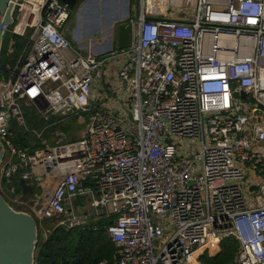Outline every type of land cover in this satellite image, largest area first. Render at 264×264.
Returning <instances> with one entry per match:
<instances>
[{"label":"built area","instance_id":"built-area-1","mask_svg":"<svg viewBox=\"0 0 264 264\" xmlns=\"http://www.w3.org/2000/svg\"><path fill=\"white\" fill-rule=\"evenodd\" d=\"M150 2L138 0L130 43L102 55L74 48L60 0L14 2L1 26L13 57L6 66L0 51V191L31 209L18 179L33 183L57 226L109 220L115 251L99 264H200L230 236L238 249L225 264H264V0H194L188 20ZM110 61L103 101L93 85ZM77 118L84 135L64 142L54 126ZM78 197L91 212L71 209Z\"/></svg>","mask_w":264,"mask_h":264},{"label":"crops","instance_id":"crops-1","mask_svg":"<svg viewBox=\"0 0 264 264\" xmlns=\"http://www.w3.org/2000/svg\"><path fill=\"white\" fill-rule=\"evenodd\" d=\"M80 0H77V3L73 9L70 10V18L67 21L68 25L66 23L64 34L66 37H68L74 48L78 51H90L93 54L96 55H102L104 53H108L113 50L119 49L118 47V26L121 24L129 25V22L131 19H133L136 16V13L138 11V0H117L116 8L114 11V18L110 23L107 25L101 26L100 28V34L97 35L96 30L94 31H88L84 32L83 34L80 32V27L82 26V22L73 21L72 17L74 16V10H77L79 7L78 4H80ZM170 0H151L150 7L152 10H154L155 13H159L158 16H165V18H175L181 17V19L184 17V20L190 19L192 13H193V4L194 0L189 1V8L181 10L180 12H175L169 9ZM91 0H87L85 7L87 5V15L92 16V8H90ZM73 14V15H72ZM176 14V15H175ZM134 28H130V40L132 36V31ZM98 31V30H97ZM82 35L86 37H82ZM117 67L116 61H110L106 69L103 73V81L99 82L97 81V84L93 85V93L97 96V98L105 101L107 100V96L114 95L112 91V87L110 86V83L114 81L115 77V70ZM111 100V99H110ZM110 100L108 101V104H110ZM82 125L83 129H77L75 130L74 125ZM57 128V131H60L65 136L66 140L64 142H77L85 133V123L83 122L82 118L77 119H71L66 122L65 127L66 129L58 128L59 124L54 126ZM67 131V133H66ZM44 138L46 140L45 143L54 144V136H52V131H47L44 134ZM63 142V143H64ZM50 179V177H45V181ZM43 185L45 186V182H43ZM43 189V188H42ZM70 208V207H69ZM71 208H75V213L80 214L82 212H89L90 209L89 205L87 203H84L82 201V198L78 197L76 200L72 201ZM83 210V211H82ZM97 219H104V218H97ZM96 220V219H91Z\"/></svg>","mask_w":264,"mask_h":264},{"label":"trees","instance_id":"trees-1","mask_svg":"<svg viewBox=\"0 0 264 264\" xmlns=\"http://www.w3.org/2000/svg\"><path fill=\"white\" fill-rule=\"evenodd\" d=\"M16 48H19V42L16 43ZM29 115V125L38 129L45 125L43 120L33 115V111L30 110ZM65 124L61 123L58 128L66 129ZM15 136L16 141L24 140L17 131ZM25 142L28 143L26 140ZM108 224L107 219H96L83 226L54 227L44 239L37 242L34 251L35 264H99L103 260L110 263L115 247L106 232ZM237 249L236 239L226 237L220 242L218 252L213 255L203 252L200 262L201 264L231 262Z\"/></svg>","mask_w":264,"mask_h":264},{"label":"water","instance_id":"water-1","mask_svg":"<svg viewBox=\"0 0 264 264\" xmlns=\"http://www.w3.org/2000/svg\"><path fill=\"white\" fill-rule=\"evenodd\" d=\"M16 0H0V51L4 39L2 24L8 26L13 22V8ZM69 10L73 9L77 0H60ZM130 43V26H118V47L122 48ZM240 95L246 96L241 90ZM4 157V150L0 142V165ZM22 193L34 196L35 205L31 211L16 210L5 199L0 191V264H35L34 251L38 242L37 219L42 218V211L36 207L40 195L34 191L33 183H27L23 178L18 179Z\"/></svg>","mask_w":264,"mask_h":264},{"label":"rangeland","instance_id":"rangeland-1","mask_svg":"<svg viewBox=\"0 0 264 264\" xmlns=\"http://www.w3.org/2000/svg\"><path fill=\"white\" fill-rule=\"evenodd\" d=\"M80 1H81L80 4H78L79 8L77 10H74V16L72 17V20L74 19L73 20L74 22L75 21L82 22L83 27H80V32L82 34L84 32H88V31L90 32V31L96 30L97 32L96 34L99 35L101 26L107 25L114 18L115 16L114 11L116 8L117 0H91L90 8H92V16L87 15V9L89 5H87L86 8H84L87 0H80ZM67 25H68V22H67ZM82 37H86V36L82 35ZM5 47L6 46L4 45L1 51V62L4 63L6 66L11 67L12 63L9 60L10 58L13 57V55L10 54L9 56V52L6 51ZM74 127H75L74 128L75 130L79 129L80 127H81L80 129H83L82 125H78V124L74 125ZM35 187H36V190H41L44 187V185L43 183L41 184L39 183V184H36ZM3 196L9 202V204L16 210H23V211L30 210L31 211L30 208L27 209L26 207H22L19 201L14 200V199H13L14 201L11 200L10 197H8L6 194H3ZM26 199L28 200V198ZM28 202H29V205H31V203L33 202V199ZM38 206L40 207V209H42L45 206V204L42 202V203H39ZM71 209L75 211V208H71ZM88 211L91 212V209H89ZM36 219H37V224H38V241H40L44 239L54 227L57 226L58 221L56 218H51V219L42 218L41 219V218L36 217ZM210 251H214V250H210ZM210 251L206 250L203 252H207L208 255H213L209 253ZM200 256L201 254L198 257V261L201 264Z\"/></svg>","mask_w":264,"mask_h":264}]
</instances>
